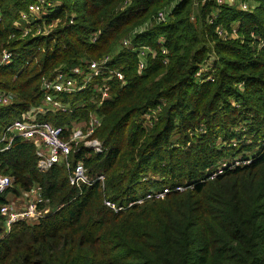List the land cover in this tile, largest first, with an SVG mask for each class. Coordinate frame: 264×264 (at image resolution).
I'll return each instance as SVG.
<instances>
[{"label": "trees", "instance_id": "trees-1", "mask_svg": "<svg viewBox=\"0 0 264 264\" xmlns=\"http://www.w3.org/2000/svg\"><path fill=\"white\" fill-rule=\"evenodd\" d=\"M45 1L22 36L15 23L34 0H0V51L12 53L0 67V91L13 95L0 105V139L41 103L43 78L83 59L113 56L124 82L106 83L104 101L92 86L60 95L69 111L36 117L70 128L101 115L94 138L104 151L80 146L70 158L90 180L103 175V185L72 187L57 165L39 171L29 140L0 152L9 193L38 186L37 210L47 211L8 228L0 215V264H264V0H243L249 12L212 0ZM138 47L153 51L141 74ZM176 185L191 188L179 193ZM164 188L163 199L135 203Z\"/></svg>", "mask_w": 264, "mask_h": 264}, {"label": "built area", "instance_id": "built-area-1", "mask_svg": "<svg viewBox=\"0 0 264 264\" xmlns=\"http://www.w3.org/2000/svg\"><path fill=\"white\" fill-rule=\"evenodd\" d=\"M217 6L230 5L240 11H251L252 4L243 0H212ZM50 6L45 0H34L28 6V10L20 13L17 24L22 26V36H26L29 32V25L35 21L36 17L44 15L45 6ZM170 12L169 9L161 10L157 13L156 23H164ZM1 19V15H0ZM28 26V27H27ZM39 32V31H38ZM37 32V33H38ZM217 35L221 39L228 38V33L219 28ZM231 37L236 36L235 29H232ZM163 42L162 39L159 43ZM130 41L125 39L121 42L122 48H128ZM137 53L138 65L137 73L141 74L145 68L144 60L146 56L152 54V50L148 47H138L133 49ZM162 54H165V49L162 48ZM113 56L108 55L98 60L83 59L79 64L70 66L66 70L57 72L52 78H43L40 89L43 92V99L40 104L31 107V113H25L20 120H15L7 127L0 142H4V146L0 152L6 151L11 147L15 138L32 141L36 148L37 168L41 172H46L51 166L57 165L65 168L68 171V183L72 187L79 188L81 185H92L94 183L104 184V176L99 175L94 180H90L86 175V168L81 162H76L72 165L71 154L73 150H79V147L90 149L95 153H102L104 148L102 143L94 138L96 131L102 121L99 113L93 112L86 122H75L70 128L56 127L49 122H39L36 120L37 115H56L58 112H67L70 110L68 104L60 101L61 95H73L85 91L89 86L98 93L101 101L109 98V93L106 89V83L111 80L124 82L123 73L119 68H112L110 65ZM12 61V53L7 49L0 51V67L9 65ZM165 63V60L163 61ZM199 75V74H197ZM102 83L101 86L95 84ZM13 99L12 93L0 91V105H6ZM67 133L66 136L64 134ZM240 162H234L238 165ZM248 164L249 161L242 162ZM221 174V167L214 171L208 177L209 180L214 179ZM12 186V178L4 175L0 171V196L8 192L7 202L0 205V215L5 218V224L9 225L21 221L35 222L38 217L47 211H38L37 205L42 202L40 195V187L34 186L27 192L22 193L20 197H14L9 193V188ZM187 188L176 185L173 189L175 192H183ZM170 192L169 188L162 190H150L146 195L135 203L151 201L153 199H163ZM134 204L130 203L129 207ZM104 205L113 211L122 210L116 208L113 203L105 200Z\"/></svg>", "mask_w": 264, "mask_h": 264}, {"label": "rangeland", "instance_id": "rangeland-1", "mask_svg": "<svg viewBox=\"0 0 264 264\" xmlns=\"http://www.w3.org/2000/svg\"><path fill=\"white\" fill-rule=\"evenodd\" d=\"M52 26H50V29H51Z\"/></svg>", "mask_w": 264, "mask_h": 264}]
</instances>
